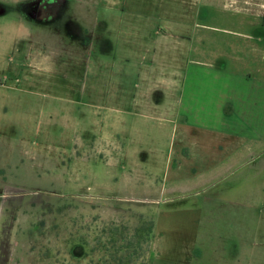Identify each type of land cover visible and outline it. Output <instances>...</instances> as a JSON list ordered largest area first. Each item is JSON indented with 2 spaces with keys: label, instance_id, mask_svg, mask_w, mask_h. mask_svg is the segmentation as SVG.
Returning <instances> with one entry per match:
<instances>
[{
  "label": "rangeland",
  "instance_id": "1",
  "mask_svg": "<svg viewBox=\"0 0 264 264\" xmlns=\"http://www.w3.org/2000/svg\"><path fill=\"white\" fill-rule=\"evenodd\" d=\"M263 14L0 0V264H96L140 216L152 264H264Z\"/></svg>",
  "mask_w": 264,
  "mask_h": 264
},
{
  "label": "trees",
  "instance_id": "2",
  "mask_svg": "<svg viewBox=\"0 0 264 264\" xmlns=\"http://www.w3.org/2000/svg\"><path fill=\"white\" fill-rule=\"evenodd\" d=\"M155 222L140 216L136 225L112 224L107 239L103 241V236H99L96 241L100 247V256L96 264H152L154 253L151 250L154 236ZM102 239V241H100ZM85 241L75 246L72 255L75 258H83ZM91 253H94L92 250ZM93 255V254H92ZM85 256V255H84ZM90 264H93L92 262Z\"/></svg>",
  "mask_w": 264,
  "mask_h": 264
},
{
  "label": "crops",
  "instance_id": "3",
  "mask_svg": "<svg viewBox=\"0 0 264 264\" xmlns=\"http://www.w3.org/2000/svg\"><path fill=\"white\" fill-rule=\"evenodd\" d=\"M245 10L248 11V12H250V10H248V9H245ZM263 18H264V14H263ZM248 45L251 46V47H253L255 49V47H256L257 44H255V43H249ZM254 49L252 51H254ZM218 77L219 76H216V78H218Z\"/></svg>",
  "mask_w": 264,
  "mask_h": 264
}]
</instances>
